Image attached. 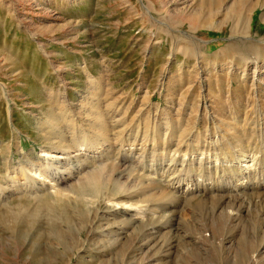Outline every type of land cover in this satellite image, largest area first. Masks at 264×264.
Returning <instances> with one entry per match:
<instances>
[{
    "label": "rangeland",
    "instance_id": "obj_1",
    "mask_svg": "<svg viewBox=\"0 0 264 264\" xmlns=\"http://www.w3.org/2000/svg\"><path fill=\"white\" fill-rule=\"evenodd\" d=\"M205 1L0 0V185L11 183L9 177L23 183L21 165L30 169V162L52 175L39 156L57 150V136L48 131L60 122L70 143L68 120L77 127L84 122L92 136L87 122L102 113L112 124L108 145L116 148L107 155L101 141L83 146L74 138L83 159L59 164L70 175L61 173L40 199L21 192L9 208L0 206V264H264V205L253 206L248 189L232 193L244 194L239 203L251 206L238 220L206 221L203 204L173 197L167 202L175 214L169 221L157 218L168 206L160 193L167 183L176 191L190 180L202 182L198 201L207 195L200 192L207 179L229 193L222 185L238 183L234 157L243 149L250 159L260 140L253 133L255 112L264 117V0H247L239 10L250 23L244 39L233 37L228 18L238 0H222L213 13ZM256 54L259 68L251 61ZM226 151L231 158L212 166L215 153L224 159ZM144 164L157 168L153 185L142 177ZM93 170L140 188L135 199L148 215L157 212L153 219L109 226L106 197H78L81 179ZM60 190L64 196H56ZM161 222L166 226L152 231Z\"/></svg>",
    "mask_w": 264,
    "mask_h": 264
},
{
    "label": "bare ground",
    "instance_id": "obj_2",
    "mask_svg": "<svg viewBox=\"0 0 264 264\" xmlns=\"http://www.w3.org/2000/svg\"><path fill=\"white\" fill-rule=\"evenodd\" d=\"M222 2L224 3V1L222 0H207L205 1V4L208 5L206 8L209 9V12L213 13L214 12V9L216 8H219L222 4ZM247 2V0H238L237 3H235L233 9H235L230 15H229V21L231 22V26H232V30H231V33L233 35V37L235 39H239L240 36H243L246 35L247 33H249V22L248 20H246L242 15H240V12L239 10L242 9L244 3ZM245 6V5H244ZM222 8V7H221ZM229 10V9H228ZM241 11V10H240ZM229 12V11H228ZM230 13V12H229ZM210 15V14H209ZM208 15V16H209ZM212 15V14H211ZM210 15V16H211ZM216 15V14H215ZM209 16V17H210ZM264 17V16H263ZM262 17V18H263ZM226 19V18H225ZM210 20V19H209ZM208 20V21H209ZM213 22V21H212ZM228 23V22H227ZM211 25V24H210ZM215 28V27H214ZM219 28V27H217ZM249 35V34H248ZM247 35V36H248ZM249 37V36H248ZM240 39H244V38H240ZM257 43V42H256ZM238 47V46H237ZM259 50V49H258ZM257 50V52H259ZM254 51V50H253ZM257 56L255 57H251L252 60L256 66L259 68V55L256 54ZM250 58V59H251ZM257 68V69H258ZM65 112V111H64ZM256 114V127H255V130H254V133L253 135H256V138L257 139H260L259 142H258V148H257V152L256 154L253 156H251L250 159L246 158L245 156V152L243 149L242 151H239V153H243L244 155H237L236 157L234 158H237L236 160L239 161V173L236 172L235 173V178H239L237 181L238 183H234V184H231V185H222V186H226L225 189L227 192L229 193H226V194H223L221 192H219V190H216L215 188V184L216 182L214 183H211L209 184V181L208 179L205 180L208 182V184L206 183L204 185V189L203 190H200V192H203V193H206L207 195L202 198L204 199H201V200H197L199 199V195L197 194L199 191V187H201L203 184L201 182L200 185H194V184H190V182H193V180H190L189 183H187L184 187V185L180 184V185H174L175 186V190L176 191H172L171 189H169L166 185L165 189H161L160 193L164 196V199H165V202H167L168 198H171L173 197V199L175 198L176 202L178 203H181L183 201V203H187V204H191L194 202V201H197L195 202V204H203L204 207H205V210H200L201 213L205 212V220L206 221H217L219 218H224L226 219L227 221H234V220H238L239 218H241V216L246 212L247 209H250L251 206H248V208L246 207L245 209V206L243 203H239L240 200H239V197H242L244 194H241V195H232V193L234 191H239L241 189L243 190H249L251 192V194L249 195V193H246L245 194V197L249 196L250 197V201L252 202H255V203H252L253 206H258L260 204L264 205V120H263V115H261V111L260 110H257L255 112ZM103 114L99 113V112H95L94 113V116L92 117V119L87 122V126L89 127L90 130H93L92 132V136H89L90 134H88L87 136V133L88 131H86L87 129L84 130L83 126L85 127V124L84 122L81 124V125H78V127L76 126L75 123H73V121H67L66 124H68V129L69 131L71 130L70 134H71V141L69 140L70 143H68V140H67V137H63L64 133L61 134L60 132V128L61 130L66 127V125L62 126L60 124H62V122L58 123L59 124H56L55 126H53L52 128L49 129L48 131V134H51V136H57L56 139H58V142L56 143V145L58 147H56L55 149H57L56 151H48V150H44L42 151V154L39 156V160H40V163H45L46 164V168H48L49 170H51L52 172V175L49 176L47 174H44V172L41 170V168L39 169L37 164L33 163V162H30V169L29 168H26L24 165H21V169H20V172L24 175L25 177V180L23 183H16V181L13 182V179L12 177H9L8 179H10V181H12L11 183H9L7 186L5 185H0V206H5V207H8L9 208V201L10 199L15 195V194H18V193H21V192H26L27 194H29V196H33L35 199H40L42 198V195L44 194L45 196V193L48 191V186H52V185H56L57 182H55V178H60L59 175L61 173H69V175L72 173V171H69V169L67 170L66 167H64L63 170H61V167L59 166V164H65V165H69V164H73L74 161H81L80 159H83L82 158V155L80 153H78L80 150L77 149L79 148L80 144L82 145V143H80L79 145H72V141H74L75 139L74 138H77L79 140H82L83 141V146H86L85 143H87L88 141H91L94 143H96V141L98 142H102L101 144L106 146L108 145V143L110 142V138L113 136L110 135V131H111V128L109 123H107V121L105 120H102ZM106 116H104L105 118ZM64 118V117H63ZM64 121V120H63ZM262 122V123H261ZM54 123V122H53ZM56 123V122H55ZM64 123V122H63ZM65 124V123H64ZM115 127V126H114ZM88 129V130H89ZM127 129V128H126ZM89 130V131H90ZM114 130V129H113ZM145 131V129H144ZM60 132V133H59ZM66 132V130H65ZM112 132V131H111ZM90 133V132H89ZM116 133H120L119 131L116 132ZM121 133H124V132H121ZM182 133V132H181ZM59 134V136H58ZM131 134V133H130ZM185 134V133H183ZM118 135V134H117ZM115 135V136H117ZM121 135L123 134H120L118 137H120ZM128 135V134H127ZM126 135V136H127ZM111 136V137H110ZM146 136V135H144ZM114 137V136H113ZM195 137V136H194ZM206 137V136H205ZM209 137V136H208ZM55 139V138H54ZM69 139V138H68ZM112 139V138H111ZM118 139V138H117ZM116 139V140H117ZM184 140V139H183ZM238 141L242 142L241 138H237ZM65 142L67 144H65ZM97 142V143H98ZM115 142V141H114ZM122 142V141H121ZM136 142V141H135ZM182 142V141H181ZM216 143V142H215ZM70 144L72 146H70ZM113 144V143H112ZM122 144V143H121ZM181 144V143H180ZM179 144V146H180ZM190 144V143H189ZM214 145V142L212 143ZM94 145V144H93ZM96 145V144H95ZM100 145V144H99ZM101 145V146H102ZM183 144H181L182 146ZM55 147V146H54ZM94 147V146H93ZM92 147V148H93ZM108 148L107 149V155H110L112 150H115V145H108L107 146ZM215 147V146H214ZM217 147V146H216ZM247 147V146H246ZM85 148V147H84ZM87 148V147H86ZM95 148V147H94ZM210 148H213V147H210ZM124 149V147H123ZM181 150V148H179ZM216 149V148H215ZM219 149V148H218ZM92 150V149H91ZM120 150V149H118ZM117 150V152H118ZM183 150V149H182ZM71 151H73V153H71ZM77 151V152H76ZM178 151V150H176ZM174 151V152H176ZM212 151V150H211ZM215 151H218L217 149ZM203 152V151H202ZM207 152V151H206ZM182 153V152H181ZM237 153V152H236ZM235 153V154H236ZM72 154V155H71ZM215 160H214V163L212 166H216L218 167L219 165H221V163H224L225 162V159L229 160L231 158V154L227 153V151L225 152V156L226 158L222 159L223 155L222 153H215ZM86 155V154H85ZM115 155V159H116V156L119 157V154H114ZM188 155L185 154L184 157L185 159L188 158L187 157ZM209 156V155H208ZM233 156V155H232ZM113 157V156H112ZM177 158V156H175ZM210 158V157H209ZM107 159H109V157L107 156ZM174 159V158H173ZM172 159V160H173ZM185 159L184 161H181L183 163V165H181L182 167H184V165L187 163L185 162ZM154 160V159H153ZM171 160V162H172ZM212 160V159H210ZM209 160V161H210ZM232 160H233V157H232ZM230 161V164H232L231 168L235 171L236 168H238L237 164H235L237 167L234 168L233 166V163L234 161ZM64 161V162H63ZM91 160H89L87 158L86 160V164L87 162H89ZM187 161V160H186ZM192 161V160H191ZM170 162V163H171ZM177 162V161H176ZM193 162V161H192ZM237 162V161H236ZM153 163V162H152ZM151 163V164H152ZM169 163V165H170ZM173 163V162H172ZM191 163V162H190ZM202 163V162H201ZM211 163V162H209ZM78 164V163H77ZM102 164V163H101ZM149 164V165H151ZM159 164V163H158ZM164 164V163H163ZM174 164V163H173ZM179 164H181L179 162ZM189 164V163H188ZM194 164V163H193ZM208 164V163H207ZM42 165V164H40ZM148 165V166H149ZM157 165V164H156ZM172 165V164H171ZM43 166V165H42ZM75 166V165H74ZM161 166V165H160ZM159 166V167H160ZM180 166V167H181ZM190 166L189 168L192 169V166L191 165H188ZM207 166V165H206ZM211 166V165H210ZM229 166V165H228ZM69 167V166H68ZM71 167V165H70ZM85 167V166H84ZM88 167V166H87ZM104 167V166H103ZM163 167V166H162ZM176 167V166H175ZM174 167V170L175 169H178V168H175ZM202 167V166H201ZM205 167V166H204ZM222 167V166H221ZM143 168V167H142ZM141 168V169H142ZM170 168V167H169ZM195 168V167H194ZM215 168V167H214ZM12 169V168H11ZM157 169V168H155ZM153 169V166H151L149 169L145 168V164H144V168H143V171L145 170L146 173H148L147 175L143 174L142 177L144 179H146L148 182H149V185H153V180L151 179L152 174H158L157 173V170ZM160 169V168H159ZM171 169V168H170ZM226 169V168H225ZM72 170V167L71 169ZM79 170V169H77ZM83 170V169H82ZM100 170V169H99ZM161 170V169H160ZM180 170V168H179ZM203 170V168H202ZM207 170V169H206ZM217 170V169H216ZM215 170V171H216ZM222 170V169H221ZM14 171H18L17 169H14ZM85 171V170H84ZM95 171V170H93ZM101 171H104V169ZM135 171V170H134ZM168 171V170H167ZM166 171V172H167ZM181 171V170H180ZM223 171V170H222ZM225 171V170H224ZM223 171V172H224ZM228 171V170H227ZM142 172V171H141ZM160 172V171H159ZM172 172H173V168H172ZM178 171L176 172H173V173H177ZM187 174L188 172L190 173V171H186ZM15 172L11 173V174H14ZM81 173V170L80 172ZM163 173V172H162ZM165 173V172H164ZM169 173V172H167ZM179 173V172H178ZM184 173V172H183ZM211 173V172H210ZM215 173V172H214ZM238 173V174H237ZM51 174V173H50ZM121 174V173H120ZM119 174V175H120ZM131 174V173H130ZM129 174V176H130ZM182 174V173H181ZM186 174V175H187ZM191 174V173H190ZM261 174V175H260ZM80 175V174H79ZM161 175V174H160ZM170 175V174H169ZM176 175V174H175ZM175 175H171L172 177H175ZM180 175V174H179ZM178 175V177H179ZM186 175L184 177H186ZM189 175V174H188ZM193 175V174H192ZM218 175V174H217ZM72 176V175H71ZM70 176V177H71ZM122 176V175H121ZM159 176V175H158ZM164 176V175H163ZM171 176L169 178H171ZM204 176H205V173H204ZM207 176V175H206ZM213 176V175H212ZM215 176V175H214ZM131 177H135L134 174L132 173V176ZM140 177V176H139ZM167 177V176H165ZM209 177V176H208ZM211 177V176H210ZM222 178H224L223 176H221ZM68 178V177H67ZM155 178V177H154ZM198 178V177H197ZM203 178V176H202ZM221 178V179H222ZM110 178H105L104 175H102V173L99 171L98 172H89L87 174H85V177H83V181H81V187H80V190H79V193H78V197L79 199L80 198H85L86 197H90V199H94V200H98L99 198H103V197H106L107 199V211H108V214L109 216L112 217V221L109 220L110 224L109 226H122L123 224H128L130 226H136V225H144L145 221H148V216L150 215L151 216V213H157V212H154V211H151V213L148 215V212L147 210H142L144 209L143 207L144 206H140V204L142 203V201L138 202V199H135V198H138L140 196V188L138 189L137 187H133L132 186V189L131 188H128L126 186H129L127 184H122V177H118L116 178L115 180L111 181L109 180ZM137 179V178H135ZM163 179V178H162ZM189 180V178H187ZM192 179V177H191ZM7 180V179H6ZM58 180V179H57ZM132 180V178H129L128 177V180L127 181H130ZM134 180V179H133ZM132 180V181H133ZM170 180V179H169ZM175 180V179H174ZM198 180V179H197ZM210 180V179H209ZM234 180V179H233ZM244 180V181H242ZM9 181V182H10ZM47 181L49 182H53L52 184L48 183ZM135 181V180H134ZM165 181V180H164ZM172 181V180H171ZM170 181V183H171ZM182 181V180H181ZM185 181V180H184ZM212 181V179H211ZM218 181V180H217ZM224 181V180H223ZM6 182V181H5ZM169 182V181H168ZM124 183V182H123ZM143 183V182H141ZM174 183V182H173ZM179 183V182H178ZM184 183V182H183ZM198 183V181H197ZM223 183V182H222ZM226 183V182H225ZM233 183V182H232ZM5 184V183H4ZM158 184V183H157ZM219 182H217V185L216 186H219L218 185ZM137 185V184H136ZM172 185V184H170ZM140 186V185H139ZM162 186V185H161ZM56 188V187H55ZM159 188V187H158ZM172 188V187H171ZM220 188V187H219ZM142 189V188H141ZM144 189V188H143ZM223 189V187H222ZM178 190V191H177ZM4 191H6V193L4 194ZM144 191V190H143ZM66 192V191H65ZM58 193H61V196L63 194V191H59V192H56V196L59 195ZM74 193V192H73ZM179 193V194H178ZM183 194L182 195H180ZM50 195V194H49ZM66 198V197H65ZM105 199V200H106ZM133 199H135L133 201ZM172 199V198H171ZM100 200V199H99ZM137 200V201H136ZM170 200V199H169ZM88 201V200H87ZM172 201V200H171ZM89 202V201H88ZM92 203V202H91ZM94 203H96V206H97V202L94 201ZM169 203V201L167 202V204ZM177 203H175L174 205H176ZM182 204V203H181ZM164 205V204H163ZM250 205V204H249ZM193 206V205H192ZM252 206V207H253ZM90 207V206H89ZM98 207V206H97ZM106 207V206H105ZM162 206H159L158 208H161ZM175 207V206H174ZM173 207V209H174ZM95 208V207H94ZM90 209V208H89ZM96 209V208H95ZM157 209V208H156ZM172 209V206L168 204V206H166L165 209L161 208L160 210V213L157 216L158 220H167L169 221L168 219L171 218V216L173 214H175L176 211L174 210H171ZM98 210V209H97ZM100 210V209H99ZM149 210V209H148ZM151 210V209H150ZM149 210V211H150ZM158 210V209H157ZM156 210V211H157ZM106 212V211H104ZM165 213L164 214H161V213ZM261 213V211H260ZM100 215V214H99ZM103 215V214H102ZM106 215V214H105ZM156 215V214H155ZM261 215V214H260ZM107 216V215H106ZM105 216V217H106ZM149 216V217H150ZM103 218V217H102ZM152 218V216H151ZM96 219V218H95ZM109 219V218H108ZM153 219V218H152ZM105 220V219H104ZM115 220V221H114ZM156 220V219H155ZM99 221V220H98ZM108 222V223H109ZM150 222V221H149ZM152 222V221H151ZM157 222V221H155ZM160 222V221H159ZM134 223V224H132ZM163 222L161 223H158L154 225L153 223V227H152V231H155L156 233H159L161 229H163V226H166L165 224H162ZM166 223V222H165ZM162 224V225H160ZM162 226V227H161ZM122 228V227H121ZM120 228V229H121ZM113 229V228H111ZM211 228L209 227L208 224H205V231L207 230H210ZM122 231V230H121ZM120 231V232H121ZM126 231V230H125ZM151 231V232H152ZM109 232V231H108ZM111 232H114V231H111ZM118 233V231H117ZM117 233L115 235H117ZM125 232L122 231L120 234H124ZM110 234V233H109ZM114 234V233H113ZM153 233H150L147 235L148 237H150V235H152ZM155 234V233H154ZM105 235V234H104ZM115 237V236H114ZM203 237V236H202ZM152 238V237H151ZM204 238V237H203ZM146 239V238H145ZM105 240V239H104ZM119 241V239H117L116 237V241ZM102 241V240H101ZM115 241V242H116ZM114 242V241H112ZM121 242V240H120ZM119 242V243H120ZM148 242V241H147ZM150 242V241H149ZM148 242V243H149ZM153 242V241H152ZM93 243V242H92ZM152 244V243H151ZM145 245V244H144ZM148 245V244H147ZM146 245V246H147ZM139 249V248H137ZM257 253V252H256ZM259 254V253H258ZM169 256V255H168ZM259 256V255H258ZM157 257V256H156ZM103 258V257H102ZM155 260V259H154ZM100 261V260H99Z\"/></svg>",
    "mask_w": 264,
    "mask_h": 264
},
{
    "label": "crops",
    "instance_id": "obj_3",
    "mask_svg": "<svg viewBox=\"0 0 264 264\" xmlns=\"http://www.w3.org/2000/svg\"><path fill=\"white\" fill-rule=\"evenodd\" d=\"M37 58L39 59V57L37 56ZM39 68V67H38ZM34 69H36V67L34 68H32V70H34ZM39 71H41V74L44 76V77H46L47 76V72L48 71H46L45 69H42V68H39L38 69ZM47 70H48V68H47Z\"/></svg>",
    "mask_w": 264,
    "mask_h": 264
}]
</instances>
